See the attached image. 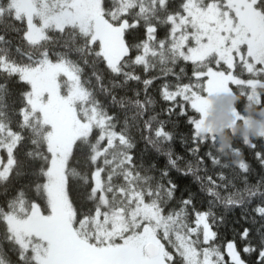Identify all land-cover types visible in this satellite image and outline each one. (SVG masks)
<instances>
[{"label": "snow or ice", "instance_id": "snow-or-ice-1", "mask_svg": "<svg viewBox=\"0 0 264 264\" xmlns=\"http://www.w3.org/2000/svg\"><path fill=\"white\" fill-rule=\"evenodd\" d=\"M260 113L264 0H0V264H264Z\"/></svg>", "mask_w": 264, "mask_h": 264}, {"label": "rangeland", "instance_id": "rangeland-1", "mask_svg": "<svg viewBox=\"0 0 264 264\" xmlns=\"http://www.w3.org/2000/svg\"><path fill=\"white\" fill-rule=\"evenodd\" d=\"M231 120H232V114L226 109L222 111H218L209 117V123L216 126L217 128H220L221 126H226ZM255 124L257 127H259L261 125H264V121L255 120ZM245 130H246V133H249V131L254 130V129L245 128Z\"/></svg>", "mask_w": 264, "mask_h": 264}, {"label": "trees", "instance_id": "trees-1", "mask_svg": "<svg viewBox=\"0 0 264 264\" xmlns=\"http://www.w3.org/2000/svg\"><path fill=\"white\" fill-rule=\"evenodd\" d=\"M248 111L252 114L253 117H257V108L255 105H250L248 108ZM257 121H264V113H260L259 117L256 119ZM238 132L247 134L246 130L244 127H240L237 129ZM254 130H251L249 132H252ZM222 139L225 140L226 142L229 140L227 132H221Z\"/></svg>", "mask_w": 264, "mask_h": 264}]
</instances>
